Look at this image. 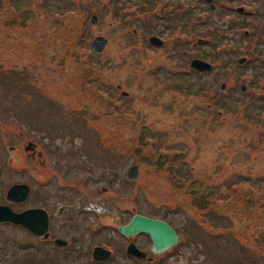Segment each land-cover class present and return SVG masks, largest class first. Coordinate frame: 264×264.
<instances>
[{"label": "rangeland", "instance_id": "rangeland-1", "mask_svg": "<svg viewBox=\"0 0 264 264\" xmlns=\"http://www.w3.org/2000/svg\"><path fill=\"white\" fill-rule=\"evenodd\" d=\"M218 2L219 23L228 8L233 17L229 29L196 0L183 16L220 31L218 85L203 73L201 88L198 74L176 71L197 56L191 45L182 54L180 1L0 0V203L25 183L16 208L53 211L86 191L107 210L53 219L55 233L72 239L61 248L1 222L0 264H264V0ZM149 35L166 51L154 52ZM96 36L107 40L98 53ZM157 61L160 70L149 68ZM224 82L250 90L214 103L210 87ZM32 148L61 161L59 179L39 182L46 171L37 174ZM132 214L166 221L177 245L154 263L129 256L117 228ZM130 239L151 255L148 235ZM96 245L113 259L92 260Z\"/></svg>", "mask_w": 264, "mask_h": 264}, {"label": "flooded vegetation", "instance_id": "flooded-vegetation-1", "mask_svg": "<svg viewBox=\"0 0 264 264\" xmlns=\"http://www.w3.org/2000/svg\"><path fill=\"white\" fill-rule=\"evenodd\" d=\"M154 1L167 3L169 0H154ZM176 1H180V5H181L180 10H181L182 23H181L180 29L183 30L182 46H184L183 50H182V54L186 58H188L187 45H191L192 47L197 49V56H194V57L189 59L190 65L177 66L176 71L179 70L181 67H184L183 72H180L181 74H184V75L187 74L188 75V73L190 71H192L195 74H198V76L201 80V85H200L201 88L208 86L207 84H205V80H206L205 77L210 78V80H209L211 82L210 86H212L213 84L218 85V80L220 78V74H219V62H216V59L218 60V58H219L220 36L218 34L220 31L217 30L215 27H209V29L205 31L202 28L198 27L196 21L194 24L193 23L189 24L188 16H187V20L183 19V16L186 13L187 0H176ZM196 3H201L203 5H207L208 10L210 12V14H208V15L209 16L211 15L212 20L215 23H218L219 26L220 25L223 26L225 28V30L229 29L232 26L231 23L233 21V17L230 16L231 13L229 11V8H228V12L223 14L224 17L222 19L223 20L222 24L219 23L220 22L219 14H221V5L219 4L218 0H196ZM239 8L240 7H234L235 10L242 12V11H240ZM198 18L200 20H205V18H203V16H198ZM243 34H244L245 38L250 37L248 29H245ZM263 37H264V35H260V38L263 39ZM105 40H106V38H105ZM105 42H107V40ZM147 43L149 44L150 48H153L154 52H158V51L165 52L167 49V44L165 46V41L157 35H149L147 38ZM245 44H246V41L243 40L241 45L245 46ZM246 59H247L246 57L240 59L242 64L246 62ZM161 61H162V65H163L164 62H163V60H161ZM195 62H197L198 64ZM155 65H157V66H154V67L151 66L149 68H155L156 70L161 69V67H160L161 65L158 64V61H157V63H155ZM167 69H169V68H165V71H167ZM214 69L216 71H214ZM169 72H170V69H169L168 73ZM203 73H207V76L204 77ZM210 89H211V93H209L210 97L213 100V102L217 103V104L222 102V100H219V97L221 96V94H227L226 95V97H227L231 93H236L237 95H240V97H243L244 95H247V92L250 90V89H248V86L246 84H241L238 87H234V86L230 87V85L227 84L226 82H224L220 86L219 90L216 89L214 91V88H212V87H210ZM230 89H235L236 92H230L229 93ZM229 96H231V95H229ZM232 99H236V98L233 96ZM239 100H242V98ZM233 103L234 102H232V104ZM223 105H226V104L224 103ZM28 143H32V142L28 141ZM28 143H27V145H30ZM10 148H11L10 150H13L12 146ZM34 149L32 148V150H34ZM42 155H43L42 151L39 150V148L30 153L31 157H35L36 160L38 159L37 169H36L37 174L43 175L44 171H46L45 181L43 180V181H39V182L50 183V179L53 177H56L57 179H59V176H58L59 175V169L58 168L61 166V161L59 159L50 160V159L41 157ZM45 167H46V169L44 170ZM62 177H65V176L62 175ZM61 180L65 184L68 185V183L65 182L63 180V178ZM29 192H30V188H29ZM8 202H10V204H8V205H10L11 208L15 211H22V210L31 209V208H41V209L45 210L47 213V231H46L47 236L44 237L42 235V236H39V238H41V240L47 242L50 245L52 243L54 245V247H56V248L70 246L72 243V239L71 238H62L60 235L55 233L53 222H52L53 219H55V218L59 219L61 222H66V221L74 222L75 219L77 217H79L80 214L85 215L88 211H91V209L99 210L100 213H104L107 211L105 209L106 208L105 205H103V207H102L101 203L99 201L93 204V202H91L90 195L88 196L86 191L82 192V194L77 199L73 198L72 202H69V201L62 202L60 200L54 202L53 211H51L52 209L50 210L45 204H41V203L39 205H36L33 207L21 206L20 208H16L20 204V202H13V201H8ZM132 216H133V214L131 215V217ZM129 220L126 223H128ZM18 226H20V225H18ZM117 230L119 232L118 228H117ZM119 234L121 236H123L120 232H119ZM140 234H143V233H140ZM136 235H139V234H136ZM136 235L124 236L125 238L129 239V241H127V244L125 246L126 253H127V250H126L127 245L129 244V242H133V240H131L130 237H133ZM148 237H149V235H148ZM149 239H150V237H149ZM150 241H151V239H150ZM135 245L139 248V246L137 244H135ZM175 245H177V243ZM96 246H101L105 249L110 250V252H111L109 257L104 258V259L99 260V261H95L96 263H98V262L102 263L104 261L113 259L114 253H113V250L111 248H109V247L106 248L102 245H96ZM96 246H94V247H96ZM93 248H92V251H93ZM151 248H152V242H151V246L149 247L151 255H149L148 251H145L146 256H145L144 260H147L149 263L155 262L153 255L159 254V253H164V252L169 250V249H166L162 252L154 253L151 251ZM92 251H91V257H92ZM129 256H130V254H129ZM131 256L134 257L133 255H131ZM92 260H93V258H92Z\"/></svg>", "mask_w": 264, "mask_h": 264}, {"label": "water", "instance_id": "water-1", "mask_svg": "<svg viewBox=\"0 0 264 264\" xmlns=\"http://www.w3.org/2000/svg\"><path fill=\"white\" fill-rule=\"evenodd\" d=\"M91 21L94 23L96 17L93 16ZM105 41L103 36H96L92 41V50L97 53L100 52L104 47ZM135 172L136 168L132 166L127 171V177L133 178ZM28 193L29 186L27 184L16 183L7 189L6 199L8 201L21 202L28 196ZM1 222L20 225L35 236H47V213L41 208L15 211L10 205L0 203ZM118 229L123 236H132L139 233L148 234L152 242L151 251L154 253L168 249L178 240L177 233L166 221L141 214H134L128 223L119 225ZM126 250L128 254L139 258H145L146 256L145 251L139 249L133 242H129ZM110 254V250L96 246L93 248L92 258L94 260H102L109 257Z\"/></svg>", "mask_w": 264, "mask_h": 264}, {"label": "bare ground", "instance_id": "bare-ground-1", "mask_svg": "<svg viewBox=\"0 0 264 264\" xmlns=\"http://www.w3.org/2000/svg\"><path fill=\"white\" fill-rule=\"evenodd\" d=\"M148 235V234H147ZM179 240V239H178ZM178 240L172 245V246H174L177 242H178ZM171 246V247H172ZM171 247H169L168 249H170ZM94 260V259H93ZM94 261H99V260H94Z\"/></svg>", "mask_w": 264, "mask_h": 264}]
</instances>
